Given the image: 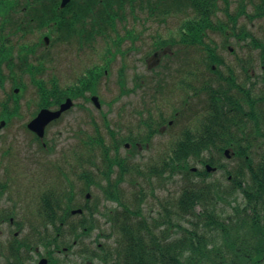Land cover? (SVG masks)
I'll return each mask as SVG.
<instances>
[{
	"label": "trees",
	"instance_id": "1",
	"mask_svg": "<svg viewBox=\"0 0 264 264\" xmlns=\"http://www.w3.org/2000/svg\"><path fill=\"white\" fill-rule=\"evenodd\" d=\"M48 1L0 0V85L4 86L8 75L13 84L12 92L3 101L4 118L10 119L8 101L18 97L14 89L25 87L22 78L27 74L40 90L39 106L48 103L47 97L51 96L45 91L48 86L38 80L43 62L40 59L29 61L38 43L29 44L23 35L50 21L61 31L68 29L72 22L82 21L88 12H94L91 22L95 24L114 28L119 21L126 27L128 14L134 22L138 21L137 8L141 4L139 10L148 14L146 20L155 18L153 23L163 24L167 22L164 19L173 14H186L180 28V37L185 40H198L197 34L211 25L208 0H87L86 9L80 8L77 13L74 5L70 7L73 9L71 19H62L63 14L58 12L50 13ZM190 10L198 20L190 19ZM124 38L137 39L136 30H126ZM206 49L208 55H215L213 47ZM186 73L190 78V68ZM247 99L248 108L233 103V112L226 106L219 111L221 115L216 120L202 122L199 133H196L198 128L194 132L188 128L182 134L176 144L178 157L163 159L156 174L164 176L185 171L201 178V183L190 180L176 201L159 203L161 211L156 215L145 217L142 214L145 199L142 189L133 192L132 200L127 201L112 185L105 194L115 197L122 211L113 208L99 211L107 228L100 223V218L93 217L95 208L83 207L89 215L84 213L79 223L70 224L68 234L73 232L79 241V228L82 231L84 227L96 228L105 240L93 253L86 247V259L100 264H264V95L258 98L257 106L249 94ZM235 112L237 115L232 118ZM225 149L235 154L231 160L234 159L237 166L233 169L213 157L214 152L224 157ZM198 161L203 169L193 172L192 165ZM207 164L222 171L227 184L220 180L206 183L213 174L205 170ZM68 214L63 215L60 222H66ZM50 222L55 221L51 218ZM7 257L15 260V264L23 261L19 254Z\"/></svg>",
	"mask_w": 264,
	"mask_h": 264
},
{
	"label": "flooded vegetation",
	"instance_id": "2",
	"mask_svg": "<svg viewBox=\"0 0 264 264\" xmlns=\"http://www.w3.org/2000/svg\"><path fill=\"white\" fill-rule=\"evenodd\" d=\"M224 4L230 8L224 9V12L227 13L225 16L222 14L224 21L222 25L227 27L226 33L219 34L221 32L207 30L203 33L204 39L192 41L191 43L203 46L212 45L217 47L218 52L226 48L231 55L227 57L218 54L214 58L208 56L194 57V64L191 65V78L193 81L190 83V120L192 118L205 121L216 120L220 114L219 111L221 112L226 106L229 107L230 112H233V108L231 107L233 103L241 107L244 103L248 102L246 97L248 94L252 95L253 100L257 101L256 96L264 92V64L261 65V69L263 70L262 76H257L254 67L255 62L253 60L249 61L242 56H233L235 51L234 47L249 48L259 45L264 46V14L259 9V6L264 7V0H225ZM234 7H236V9H234ZM229 15L236 16L234 21H230L231 17ZM245 23H248L250 26H245ZM88 28L89 30L82 34L81 38L79 36V39L75 42L73 57L76 64L92 63L93 58H100L104 63H108V65L111 62L110 67L112 73H114L112 68L113 65H117L115 71L116 76L124 81L128 79L133 87L136 86L137 80H159L170 75L168 71H158L156 69L167 61H171L173 66L177 59L174 55L163 57L161 51H159L158 57H155L153 61H150V59L147 60V66L139 64L137 68L132 69L124 66L120 60H113V54L116 50L109 51L103 49V52L109 54V56L98 55V33L95 30L97 26L89 25ZM245 29L249 32H246ZM211 33L217 38H210L209 35ZM177 41H180L181 44L190 45V41ZM126 42L136 45H146L149 43L153 46L164 43L162 40L157 41L151 38L134 41L126 39L124 43ZM161 47L162 45L160 48ZM164 58H168V60L163 61ZM153 63L157 66L153 67ZM195 63L200 64L198 65ZM93 69L97 70L95 65L87 68L81 76H91ZM140 70L144 71L141 72ZM105 73H107V70H105ZM95 76L96 74L93 73L92 77ZM260 80L261 85L259 84ZM84 90L85 88L71 89V94L76 96V98H74L76 104L74 105H76L77 110L79 109V115L77 114L73 121L85 123L87 124L86 126H93V120L91 118H85L84 121L82 120L81 113L83 107L87 106L84 102L89 101L87 98L82 97ZM85 93H87V91H85ZM132 93L133 90L126 86L109 90L111 100L109 108L106 111L114 121L119 115L123 117L120 125L114 122L113 124L118 130H122L128 138V140L124 142V149H126L125 155L129 157L135 154L138 155L145 149V151H151L152 154H156L157 156L164 152L167 157H176L177 153L175 152L174 145L177 142L178 134L173 130L174 120L167 121L166 126H162L161 122H159L156 127H152V125L145 126L143 134L144 139L137 138L134 134L136 129H132L123 123L132 106ZM135 100L139 101L140 105L145 109L147 102L151 103L155 101L156 97L153 94H137ZM187 104L188 103H186V105ZM76 109L74 107L65 112L59 120L50 124V128L67 126V117L72 115L73 111ZM147 114H149V111L145 109L144 115L146 116ZM233 115L236 116L237 112L234 114L232 113V118L234 117ZM175 116L178 117L179 113L176 112ZM102 117L103 119L106 117L103 112ZM59 133H62V131H59ZM161 136H165V142L160 140L159 137ZM32 139L36 142L34 136H32ZM108 139L113 141V135L109 136ZM56 142H58L56 137L53 142L48 140L50 145L47 143L43 145L47 152H44L41 158H37L36 161L33 162L36 166L33 168L34 171H32L30 175L32 179H35V184L40 185V181L48 182L37 190L35 193V200L27 205V208L35 209V218L30 214H24V210L21 211V214L19 213L20 216L18 218L16 217L18 214L15 213V209L20 208L18 203H14L17 199H15L14 202H11V199L8 200L12 205L11 207L5 209L0 208V256L3 254H21L25 258V262L21 264H39L42 258H46L48 264H68V260H70L73 255L76 256V252L73 251V249L59 243L66 235L65 227L59 232L54 228V242L51 244L49 240L50 230L47 229L45 224L49 223L48 221H50L51 218L58 220L65 215L68 202L66 193L68 188L67 174L69 173L70 177L85 174L87 177V172L82 169L79 171V167L74 165L75 156L72 158L70 154L68 157L67 152L63 151L60 145L57 147L54 145ZM157 146L158 148H165V150L157 151ZM81 152L82 151L79 152L80 155ZM85 153L88 154L87 151ZM9 159L10 157H4V162H9ZM21 160L22 159L19 157H14L13 160H11V164L19 165ZM85 165H89L88 162ZM13 171L15 172L12 173ZM98 173L99 169L93 166L92 163L91 176L86 178L84 183L90 181L91 186L97 185ZM20 174L21 168L17 166L10 169L0 168V199L5 193L15 191L14 193L17 195L18 193H29V191H31V189L26 190L27 188H25V185L16 182L17 179L14 177H20ZM18 180H20V178ZM83 190L84 189H79L77 193H74L72 198L73 204L80 201ZM8 197L10 198V196ZM88 201V199L83 200L80 205L88 208ZM18 219H21V221ZM6 224L9 225V227L4 230L2 227L6 226ZM33 224H35V227H33ZM85 230L87 232L85 231L80 237L90 238L95 233L93 230L88 231V228ZM33 234L38 235L37 246L28 243V241H30L29 238H31ZM41 240H43V242H41ZM77 264H82L81 258ZM85 264L93 263L85 260Z\"/></svg>",
	"mask_w": 264,
	"mask_h": 264
},
{
	"label": "rangeland",
	"instance_id": "3",
	"mask_svg": "<svg viewBox=\"0 0 264 264\" xmlns=\"http://www.w3.org/2000/svg\"><path fill=\"white\" fill-rule=\"evenodd\" d=\"M69 16V15H67ZM185 18L184 15H182L180 18L179 17H173V18H168L167 22L163 24H155V23H147L146 27L149 28V33L148 36L153 35V33L158 32L159 35H161L164 38H169L171 34L174 33L176 26L180 25L182 20ZM140 29V27H139ZM44 29L40 28L36 32L32 33L29 32L28 34H24L23 36L26 37V40L28 41L29 44L36 43L37 41H42L40 39L41 33ZM50 37H51V42L48 48H44L42 44H39V47L36 48L35 54L36 57L39 58V56L43 55L45 60H49L46 57V52L50 56H52L51 60L48 62L43 63V71H44V80L50 81L51 79H55V81L58 83L59 88L60 87H66L70 85V81L68 78L72 77V69L69 67H65L67 65H72V63H76L74 60V53L73 50L74 48H68L67 45L63 46L64 43L60 42L57 40V34L55 33L53 28H50L49 31ZM12 39H15L12 38ZM100 46L103 45L102 40L99 41ZM63 46V47H62ZM129 47V45L125 44L123 47H121L123 50H126ZM234 50L236 51L233 56H243L247 58L249 61H254V67H255V72L257 73V76H262V71H261V65L264 64V50H262L261 47L257 48H249V49H236L234 47ZM223 53L224 56L229 57L231 54L228 53V51H224ZM132 56V54L130 55ZM199 65V64H198ZM65 67V68H64ZM76 69H79V65H75ZM113 72L109 75L107 79L101 78L97 84H96V92H99V96L101 97V102L103 104V113H107L106 116V123L109 124V126H105V122L102 124H97L98 131H96L92 127H85L80 124H76L72 126L71 128L68 129V126H62V127H57V128H52L49 129L47 135V140L53 141L55 139L54 136H57V139L60 141L57 143V145H60L63 147L68 153L71 152H78L77 151V146L79 143V140L77 138V134H82V139L89 140V136H101L102 139L105 141L106 144L109 143L108 136L110 134V130H115V125L114 123H117V125H120V122L123 120V117L119 115V117L114 119L111 118L110 115H108V112H106L109 108V103L111 100V95H109V90L113 88H119L118 86V81L119 78L116 76L115 71L117 69V65H113ZM5 75H8V71L4 69ZM9 79L7 82L4 84V86L0 85V115L2 113V105L1 103L7 99V97L10 95L13 89V84L11 80V76L8 75ZM43 77V76H42ZM19 79V78H17ZM22 81L25 85V87L20 88V91L18 92V97L13 98L18 102V107L20 106V112L19 115L16 117L11 118V120L7 123L4 128L0 129V168H12V167H19L21 168V174L19 176H15L14 178L17 179V183L21 185H25V188L31 189L29 193H18L17 195L14 192H9L5 193L3 196H1L0 199V208L5 209L11 207V203L8 202L9 199H11V202H14L15 199H17L14 203H18L20 205L19 209H16V213L18 214L16 217L18 218L21 214V211L24 210V214L28 215L32 211V209H28L27 205H29L31 202H33L35 199V193L39 188L42 186L46 185L48 183L47 181H40V185L35 184L34 178H31L30 173H32L33 168H35V164L33 163L36 161L37 158H41L42 155L40 154L42 151V148L35 144L31 140V135L28 133V131L25 128V124L30 118L31 112L36 110V90L37 87L33 83L30 75H25L22 78ZM129 83L128 79L123 80V86H127ZM173 80L168 81V85L172 88L167 89L168 97L167 100L173 99V103L176 104L177 110L182 109L184 107L185 109H190V92H186L185 94L181 95L179 88L174 84ZM259 84L261 85V80L259 81ZM95 89V87H94ZM177 90L178 92L175 95H172V92ZM137 94L140 95H145L148 94V92L142 91H137L131 95V101L137 104V100H135V96ZM189 95V96H188ZM183 96V97H182ZM188 96V98H187ZM185 100L187 101L188 104H184L182 106L180 103L181 101ZM12 101V100H11ZM14 103L11 102L10 105H13ZM178 104V105H177ZM174 106L171 105L170 102L164 103L163 100L157 101L153 105H151V109L158 110L161 112L163 115L166 117H170V112H172ZM141 110L139 104L134 105L131 107L128 115L125 119L127 120L128 125H133L138 123L139 118L134 116L133 114L137 111ZM143 110H141L142 112ZM93 113L97 114L94 110H92ZM79 115V109L75 110L72 115L67 117V123L74 124L75 121H73L76 117V115ZM1 119V117H0ZM192 121L190 122V115H184L181 116L177 122L175 123L174 131L176 133H179L184 129L185 127H190V125L194 124L195 120L191 119ZM124 121V122H125ZM100 127V128H99ZM79 130L82 131L79 132ZM59 131H62V133L59 134ZM59 135V136H58ZM125 135V134H124ZM162 142H165V136L159 137ZM109 145V144H108ZM158 148V146H157ZM120 152L122 156H125V151L123 149V146H120ZM9 153V154H8ZM16 154L15 157H19L22 160L20 161L19 165H10V161L13 160V155ZM99 154V152H98ZM10 157L9 162L5 163L2 162L4 160V157ZM98 157V156H97ZM213 157L218 160L221 164L225 165L227 168L233 169L237 166V162L233 160H227L224 157L219 156L216 152L213 153ZM96 163L100 166V159H96L94 157ZM159 158H157L155 155H153L150 152L143 151L139 155H137L134 158H129L126 159V166L125 169L128 170L127 176H126V181L125 184H131V183H139V177L136 175L137 170L146 171L144 168H147L149 166H153L155 164H159ZM194 167H197L198 169H203L201 166V162H194L193 165ZM101 167V166H100ZM32 169V170H30ZM13 171L12 173H14ZM20 178V180H18ZM201 178L197 176H190L189 174L185 173V171H180L178 174L174 175L173 177L167 176L165 178H152L149 182H144L141 181V184H143L144 189L146 190V200L144 202L143 208H142V214L145 215V217L149 216H154L156 215L159 210L161 209L159 206V201H157L156 198L168 202L169 199H177L183 189L187 187L190 183V180H193L194 182L201 183ZM220 180L223 182V184H227L226 179L224 178L222 171H217L212 174L211 177L208 178L206 183L212 184L215 181ZM78 182V181H77ZM31 184V185H30ZM147 184V186H146ZM20 186V185H19ZM79 182L77 183V190L79 189ZM127 189V187H125ZM129 190V189H128ZM88 191V190H87ZM91 193V199L89 201V205L97 204V208H99L100 212H106L108 208L115 207V205H111L108 202H105L103 200L101 194L99 193V190L96 187H93L91 190H89ZM10 196V198L8 197ZM17 196V198H16ZM129 198V195H127ZM8 197V198H6ZM84 200V197L81 198ZM152 212V213H150ZM32 216V215H31ZM75 218V217H74ZM21 221V219H18ZM77 220V218H76ZM100 223L107 228V226L104 223V219L100 218ZM9 225L6 224V226L2 227L4 230L7 229ZM101 235V231H97ZM97 232H95L92 237L86 238L84 241L86 244L92 245L94 242L95 244L99 243H104V238H98L97 237ZM99 235V236H100ZM71 243V242H70ZM79 247L75 248L74 250L78 253ZM4 258V257H3ZM83 259L80 254L78 255H73V257L68 260V264H77L79 259ZM0 264H5L4 261L0 259ZM84 264V263H83Z\"/></svg>",
	"mask_w": 264,
	"mask_h": 264
},
{
	"label": "water",
	"instance_id": "4",
	"mask_svg": "<svg viewBox=\"0 0 264 264\" xmlns=\"http://www.w3.org/2000/svg\"><path fill=\"white\" fill-rule=\"evenodd\" d=\"M70 2V0H62V4H61V7L64 8L68 3ZM45 41L48 42V39L45 38ZM70 105V101H67L66 104H64L62 106V109L56 113H52V112H49L47 110H43L39 115L38 117L32 121L29 125V128L32 129L33 131H35L40 137H43L44 135V129H45V126L47 123H49L52 119L56 118L59 116V114L65 109L67 108L68 106ZM3 125V123H2ZM229 151L227 150L225 152L226 156L229 157L228 155ZM207 170L210 172L212 170H214L211 166H207L206 167Z\"/></svg>",
	"mask_w": 264,
	"mask_h": 264
}]
</instances>
